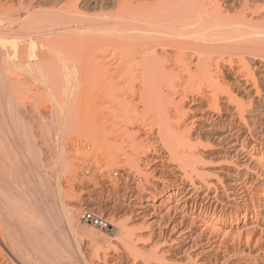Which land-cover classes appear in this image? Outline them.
Returning a JSON list of instances; mask_svg holds the SVG:
<instances>
[{"label":"bare ground","instance_id":"obj_1","mask_svg":"<svg viewBox=\"0 0 264 264\" xmlns=\"http://www.w3.org/2000/svg\"><path fill=\"white\" fill-rule=\"evenodd\" d=\"M32 1L20 26L4 16L9 8L0 11V149L14 165L1 157L0 264H90L75 258L73 235L105 241L81 225V206L64 201L39 147L83 112L106 150L121 141L154 149L145 162L162 180L157 192H113L128 218L118 225L105 216L98 229L116 248L105 259L98 251V264H264V0ZM3 20L20 28L5 33ZM15 67L61 99L44 107L34 95L30 115L34 83ZM89 89L107 95L104 116Z\"/></svg>","mask_w":264,"mask_h":264},{"label":"rangeland","instance_id":"obj_2","mask_svg":"<svg viewBox=\"0 0 264 264\" xmlns=\"http://www.w3.org/2000/svg\"><path fill=\"white\" fill-rule=\"evenodd\" d=\"M32 0H6L5 2H3V3H1L0 4V11L2 10H6L7 8H9L10 10H9V12L7 13V14H5L4 16L7 18L8 17V19L9 18H11L12 17V19L14 18V20H16V18H17V20H16V25L18 26H20V24H19V21L20 22H22V21H24L23 19L28 15L27 13H29V11L28 10H30V9H28L27 10V7H28V5H31V2ZM35 0H33L32 2H34ZM7 7V8H6ZM28 8H30V6L28 7ZM41 9L42 10H49V6H42L41 7ZM50 9H52L51 8V6H50ZM1 11V12H2ZM28 11V12H27ZM30 13H31V11H30ZM33 14V13H32ZM29 16H31V15H29ZM29 16H27V17H29ZM26 19V18H25ZM19 20V21H18ZM28 20V19H27ZM5 21H7V20H3V30L5 31L6 29H7V26H10V24H8V21L7 22H5ZM22 24V23H21ZM15 25V24H14ZM24 25H26V24H24ZM17 26H15V27H13V25H11L9 28H8V30L7 31H5V33H9V32H11V30L12 29H16V27ZM2 27V26H1ZM23 27V26H22ZM25 27V26H24ZM20 27H18L16 30H18ZM22 29V28H21ZM13 32V31H12ZM13 67V66H12ZM12 70V74H14V76L16 75L17 77L19 76V72H18V70L16 69V67L15 68H13V69H11ZM10 70V71H11ZM20 70V69H19ZM20 71H22V70H20ZM23 72V71H22ZM23 75H24V73H23ZM23 75H21L20 74V77L23 79V81H25V83H26V85H27V87H31V85H32V89L30 88V91L31 92H27V94H26V96H27V102H29V103H26L28 106H29V114L31 115L32 113H30L31 111L33 112V109L31 108L32 107V105H33V103L32 102H34L35 101V96L34 95H36L37 97L36 98H42V103H43V100H44V103H46L47 102V100L49 99V100H52L53 101V99L55 100L56 99V97H57V95H58V97L59 96H61V95H59V94H61V92L59 93V94H57L58 92L57 91H53L54 93H56L55 95H54V93L53 92H51V96H52V99L49 97V93L50 92H48V90L46 89V87H43V85L41 84V81L40 80H38V79H36L35 77H31V76H29V77H26V76H23ZM33 79H35V80H33ZM36 80H38V81H36ZM34 81V82H33ZM40 81V82H39ZM57 82H55V80H54V82L52 81V84L53 83H59L58 82V80H56ZM30 82V83H29ZM31 82L32 83H34V84H31ZM31 84V85H30ZM29 85V86H28ZM34 85V86H33ZM39 85V86H38ZM42 85V86H41ZM39 87V88H38ZM35 89V90H34ZM38 94H36L35 92ZM38 91V92H37ZM89 91H91L90 89H89ZM40 92V93H39ZM86 92H88V90H86L85 91V94H87ZM93 92V90L91 91V92H88V98L90 97V96H93V98L94 97H96V98H92V97H90L91 98V100H97V96H99V98H98V102H99V104H101L102 105V109L100 108V112H101V114L104 116L106 113H105V108H106V104L108 103V104H110V102H108V100H106V98H103V97H107V95H103V94H96L95 93V91L93 92L94 93V95H92L91 93ZM31 93H33L32 95H31ZM45 93H47V94H45ZM62 93H64V92H62ZM53 94V95H52ZM81 94H83V96L82 95H80V97H83L84 98V100L82 101L81 99H83V98H80L79 97V99H80V101H82V103H85L86 102V104L88 103L87 101L90 99H85L86 97H85V95H84V91L81 93ZM89 94H91L90 96H89ZM30 95V96H29ZM41 95H43L42 97H41ZM96 95V96H95ZM101 95H103V96H101ZM54 96H55V98H54ZM30 99H29V98ZM34 97V98H33ZM45 97H46V99H45ZM48 97V98H47ZM100 97H102V99L100 98ZM108 98V97H107ZM34 101H33V100ZM61 99V97H59V100ZM99 99H101V100H103V102L101 101V100H99ZM32 100V101H31ZM46 100V101H45ZM91 100L89 101V103L91 102ZM105 100V101H104ZM52 101H51V103H50V101H48L47 103H49V104H53L54 103V101H53V103H52ZM101 101V102H100ZM105 102V103H104ZM44 103H43V105H44ZM46 103V105H44V107H47L49 104H47ZM103 103L105 104V105H103ZM108 104H107V110L106 111H109L108 109H110V108H108ZM30 105H31V107H30ZM90 105V104H89ZM100 105V106H101ZM27 106V107H28ZM43 107V110H47V108H44ZM105 107V108H104ZM103 108L105 109L104 111H103ZM32 109V110H31ZM31 110V111H30ZM102 111H103V113H102ZM84 113L86 114V112H83V114H82V116H81V114L79 115V117H80V122L77 124V125H75V127H71V129H69L70 131L68 132V129H65V131H64V133H66V134H63V135H61V136H57L58 138L60 137H63V138H53L52 139V136H50V137H48V138H41L40 139V142H39V144H41V145H39V147H41V149H42V152H43V156H44V161H45V165H46V167L48 168L49 166L51 167V168H53V169H51V171H50V169H45V167H44V172L45 171H47V172H45V173H48L49 174V172H50V175H52L51 177H50V179H51V181H52V183H55V177L57 176L59 179H60V183L62 184L61 186H62V191H63V195H64V201L66 202L67 201V204L69 205V204H74V202H75V204L74 205H78V206H81V207H79V214L81 215V213L83 212V210H85V209H89V208H91V209H94L95 211H97L98 213H100L101 215H103V216H106V217H108V219L110 220V221H112V222H115V223H118V225H120V219H122L121 220V222H123V220L124 219H126V218H128V217H126V215H123V217H122V214H123V212L121 211V206L119 207L118 205H114V204H116V200H115V198L113 197V192L114 191H116V190H122V189H135L137 186H141L140 188L138 187V188H136V189H145V190H153V191H155V192H157L158 191V189H159V186H161V185H159L160 184V182H162V180L161 179H159V177L157 178V175L155 176V175H151V166H152V163H146L147 161V158L148 157H151L152 155H154L155 154V151H154V149H152V148H148V152H146V154H143V152L145 153V151H143V150H141V151H143V152H141V151H137L139 154H137V152L135 151V153H133L134 151L133 150H131V148L128 146L129 144H128V142L126 143V144H124L123 143V141H121V143H119L120 145H118V143H115V145L116 146H121V147H116V148H114V149H116V150H113V151H115L114 153H110V154H107L108 155V158L110 159H108L107 158V155L105 154V151H106V153H108V152H113L112 150H110V151H108V150H106V142H105V139L104 138H102L101 137V132H103V131H101L102 129L101 128H98V129H100V130H96V131H94V133L93 132H90V131H92V127H91V124L88 126L87 125V123H86V125H85V122L84 121H86L85 119L83 120L82 119V117L83 118H85V115H84ZM45 114L47 115L48 114V112L47 111H45ZM101 114H100V116H101ZM81 121H83L82 122V124L83 125H85L84 127H86V129L82 126V124L80 125V123H81ZM79 125V126H78ZM81 126V127H80ZM87 127H89L90 128V130H88V128ZM102 127V126H101ZM69 128V127H68ZM73 128V129H72ZM79 129V130H78ZM71 130H73V131H71ZM85 130H86V132H87V130H88V132L86 133L85 132ZM47 132V131H46ZM77 132V133H76ZM78 133H80V134H78ZM92 133V134H91ZM97 133H98V136H97ZM68 134H70L68 137H67V135ZM78 134V135H77ZM81 134H83V136L81 135ZM87 135V136H86ZM89 135V136H88ZM93 135V136H92ZM48 135H46V137H47ZM66 136V137H65ZM79 136V137H78ZM66 138V139H65ZM47 139V140H46ZM95 139V140H94ZM97 139V140H96ZM103 139V140H102ZM76 140V141H75ZM85 142H84V141ZM93 140V141H92ZM47 141H48V143H47ZM52 141V142H51ZM65 141V142H64ZM96 141V142H95ZM102 141H104V142H102ZM60 142V143H59ZM62 142H64V144L62 143ZM56 143V144H55ZM91 143H92V145H91ZM96 143V144H95ZM123 143V144H122ZM52 144H54V145H52ZM95 144V145H94ZM102 145V146H101ZM123 145V146H122ZM128 146V147H126L125 148V146ZM92 146H93V148H92ZM100 146V147H99ZM105 146V147H104ZM60 147V148H59ZM114 147V146H113ZM112 146H111V148L110 149H112L113 148ZM66 148V149H65ZM104 148V149H103ZM117 148H119L118 150H117ZM122 149V152H121V149ZM124 148V149H123ZM58 149H60V150H62L63 152H62V155H59V154H61V151L59 152V150ZM72 149V150H71ZM78 149V150H77ZM150 149V150H149ZM1 150L2 149H0V154H1ZM57 150V151H56ZM89 150V151H88ZM123 150H124V152H123ZM125 150H126V152H125ZM71 151H72V153H71ZM93 151V152H92ZM96 151V152H95ZM104 151V152H103ZM133 151V152H132ZM78 152V153H77ZM90 152V153H89ZM102 152H103V154H102ZM154 152V153H153ZM2 153H3V150H2ZM76 153H77V155H76ZM100 153V154H99ZM127 153V154H126ZM141 153V154H140ZM152 153V154H151ZM5 154V153H4ZM58 156H57V155ZM114 155V157L116 158L117 157V159H115V164H114V166H111L112 164H110V161H111V158L113 157H111L110 155ZM151 154V155H150ZM2 155V154H1ZM0 155V159H1V157H3L4 158V162L7 164V165H9V166H11V167H13L14 165H13V162L12 161H10V160H8L7 161V159H5V156H1ZM64 155V156H63ZM98 155V156H97ZM117 155V156H116ZM128 155H129V158H127L128 157ZM133 155V156H132ZM137 155H140L141 157L140 158H138L137 157ZM145 155H147L146 157H145ZM148 155H150V156H148ZM93 156V157H92ZM111 158H110V157ZM133 158V160H132V158ZM96 157V158H95ZM106 159H105V158ZM55 158V159H54ZM61 158V159H60ZM70 158V159H69ZM72 158V159H71ZM52 159V160H51ZM58 159H60V161L63 163H61L62 165H60V168H62L61 170H60V168L57 166V163H59L58 162ZM114 159V158H113ZM129 159V160H128ZM139 161H138V160ZM51 162H50V161ZM106 160V161H105ZM135 160V161H134ZM137 160V161H136ZM140 160H142V161H140ZM1 161H2V159H1ZM10 161V162H9ZM52 161H53V163H55V165H53V163H52ZM94 161V162H93ZM96 161H98V162H96ZM124 161V162H123ZM126 161V162H125ZM128 161V162H127ZM146 161V162H145ZM48 162V163H47ZM49 162H50V164H49ZM71 162V163H70ZM83 162V163H82ZM105 162H108V163H105ZM118 162V163H117ZM134 162H137V163H139L138 165L139 166H134V165H136V164H134ZM125 163V164H124ZM130 163V164H129ZM1 164V163H0ZM48 164H49V166H48ZM66 164V165H65ZM68 164V165H67ZM103 164H105V165H107V166H104ZM117 164V165H116ZM120 164V165H119ZM51 165H53L54 167H52ZM59 165V164H58ZM71 165V166H70ZM122 165H124V166H122ZM76 166V167H75ZM129 166H130V168H129ZM3 167V165H1L0 166V170H2V169H4V168H6V167H4V168H2ZM56 167V168H55ZM107 167V168H106ZM110 167V168H109ZM125 167V168H124ZM150 167V168H149ZM97 168V169H96ZM106 168V169H105ZM112 168V169H111ZM133 168H135V169H133ZM142 168L143 169V172H142V169L140 170V169ZM63 169H65L63 172H62V170ZM6 170H7V168H6ZM55 170V171H54ZM67 170H68V172H67ZM135 170L137 171V172H135ZM138 170H140V171H138ZM2 171H4V170H2ZM15 171V170H14ZM53 171H54V174H53ZM57 171V172H56ZM59 171H60V173H59ZM144 171H145V173H144ZM148 173H147V172ZM5 172V171H4ZM4 172H1V173H3L4 174ZM62 172V173H61ZM78 172V173H77ZM88 172V173H87ZM132 172H134V173H132ZM140 172V173H139ZM0 173V174H1ZM15 173H17V171H15ZM95 173V174H94ZM100 173V174H99ZM105 173V174H104ZM144 173V174H143ZM60 174H62L61 176H60ZM108 174V175H107ZM142 174V175H141ZM148 174H150V175H148ZM56 175V176H55ZM87 175H89V176H87ZM96 175V176H95ZM140 175V176H139ZM53 176H55L54 178H53ZM107 176V177H106ZM110 177V179H109V177ZM147 176H149V177H147ZM89 177V178H88ZM123 177V178H122ZM62 178V179H61ZM76 178V179H75ZM144 178H146V179H144ZM118 179V180H117ZM138 179V180H137ZM76 180V181H75ZM132 180V181H131ZM145 180V181H144ZM73 181V182H72ZM125 181V182H124ZM142 181V182H141ZM126 182H128V183H126ZM138 182H140V183H138ZM148 182V183H147ZM72 183V184H71ZM88 184V185H87ZM126 184H127V186H126ZM141 184V185H140ZM70 185V186H69ZM106 185V186H105ZM137 185V186H136ZM65 186V187H64ZM123 186H125L124 188H123ZM133 186V187H132ZM72 187V190L70 189ZM110 187H112L111 189H110ZM115 187L117 188V189H115ZM122 187V188H121ZM144 187V188H143ZM87 188V189H86ZM90 188V189H89ZM108 189V190H107ZM113 189V190H112ZM73 190H74V193H73ZM88 190V191H87ZM160 190V189H159ZM86 191V192H85ZM65 192V193H64ZM69 193V194H68ZM85 193H86V195H85ZM73 194V195H72ZM84 194V195H83ZM89 196H88V195ZM81 195V196H80ZM85 196V197H84ZM88 196V197H87ZM91 196V197H90ZM77 197V198H76ZM86 198V199H85ZM91 198V199H90ZM77 199H79V200H77ZM93 200V201H92ZM105 200V201H104ZM109 200V201H108ZM92 201V202H91ZM103 201V202H102ZM113 201V202H112ZM114 201H115V203H114ZM94 202V203H93ZM96 202V203H95ZM102 202V203H101ZM90 203V204H89ZM99 203V204H98ZM110 203V204H109ZM114 203V204H113ZM114 205V206H113ZM116 206H118L117 207V209H116ZM112 207V208H111ZM113 207H115V208H113ZM81 209V210H80ZM111 209V210H110ZM114 209H116V210H114ZM120 211H119V210ZM113 212V213H112ZM117 212V213H116ZM111 213V214H110ZM121 213V214H120ZM80 215H79V220H80V223H81V225L82 226H86L87 228H89V229H92V230H96V231H98V233L99 234H101V236L102 237H104L105 238V241H104V239H100V240H96L95 241V239H93L94 241H92V239H90V237L89 236H83V235H79L80 237H78V240L76 239L77 238V235L76 236H74L73 235V238H74V240H76L75 242H76V244H75V242H73L72 243V237H71V235L70 236H67V235H65V234H59V235H56V237H70V238H68L69 239V241H68V244H75V245H78V246H76L77 248H79L80 250H81V252H82V255H80V256H75V258L77 259V258H84V259H86L87 260V262H89L90 264H98V262H104V261H102L103 259H105L104 258V256H103V254L102 253H104V255L106 256V255H108L109 254V252L110 251H113L114 250V248H116V246L114 245V246H112L113 244H114V238H110L109 237V235H108V237L109 238H106L104 235H106L107 236V234H103L102 232V230L101 229H98L97 227H94V226H92L91 224H89V223H86V222H83V221H81V219H80ZM3 217V215L1 214V211H0V219ZM112 217H113V219H112ZM117 218H120V219H117ZM117 220H119V221H117ZM117 221V222H116ZM2 226V225H1ZM0 226V227H1ZM2 228V227H1ZM98 229V230H97ZM95 231V232H96ZM101 233H100V232ZM216 232V231H215ZM105 233V232H104ZM217 234V233H216ZM87 238V239H86ZM71 239V240H70ZM110 240L111 239V241L113 242V243H111V245H110V243H109V245H108V241L106 242V240ZM113 239V240H112ZM90 240V241H89ZM99 241H101L102 242V244L99 242ZM90 242V243H89ZM91 242H92V245H91ZM98 242V244H95V243H97ZM103 242H104V244H103ZM78 243V244H77ZM106 243V244H105ZM95 247H94V246ZM106 245H108V247L106 246ZM101 246V247H100ZM113 247V248H110V247ZM98 247H99V250H98ZM97 248V249H96ZM107 248V249H106ZM92 249V250H91ZM101 250V251H100ZM94 251V252H93ZM100 253H99V252ZM106 251V252H105ZM85 252V253H84ZM90 253V254H89ZM97 253H99L100 255H101V257L103 258H101L100 257V255H99V258H98V255H97ZM106 253V254H105ZM108 253V254H107ZM95 254V255H94ZM97 255V256H96ZM71 257H74V256H71ZM70 257V259H72L71 261L72 262H76L77 260L78 261H80L79 259H77V260H75V258H71ZM85 257H87V258H85ZM81 258V259H82ZM89 258V259H88ZM102 260H101V259ZM94 259V260H93ZM93 262V263H92ZM95 262V263H94ZM76 264V263H75Z\"/></svg>","mask_w":264,"mask_h":264},{"label":"built area","instance_id":"obj_3","mask_svg":"<svg viewBox=\"0 0 264 264\" xmlns=\"http://www.w3.org/2000/svg\"><path fill=\"white\" fill-rule=\"evenodd\" d=\"M6 0H0V4L5 2ZM105 216L101 215L94 209H85L80 215V219L83 222L89 223L94 227L100 228L104 223Z\"/></svg>","mask_w":264,"mask_h":264}]
</instances>
